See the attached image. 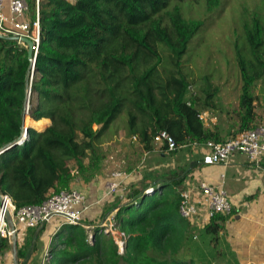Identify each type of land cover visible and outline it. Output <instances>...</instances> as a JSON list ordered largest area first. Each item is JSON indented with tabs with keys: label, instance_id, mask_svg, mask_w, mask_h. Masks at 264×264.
<instances>
[{
	"label": "trees",
	"instance_id": "1",
	"mask_svg": "<svg viewBox=\"0 0 264 264\" xmlns=\"http://www.w3.org/2000/svg\"><path fill=\"white\" fill-rule=\"evenodd\" d=\"M27 1L34 18L36 0ZM181 1L40 0L41 42L31 83L37 101L29 115L51 124L41 131L30 127L24 143L0 154V189L16 208L41 204L78 176L94 178L101 171L100 140L126 107L128 134L147 152L162 129L179 145L227 139L219 125L207 127L199 117L219 109V86L196 93L191 104L186 100L191 85L181 71L183 57L204 21L185 18ZM245 29L248 46L236 42L234 48L242 85L232 136L261 121L254 88L264 78L263 18L254 13ZM164 52L174 66L167 85L160 69ZM31 65L25 46L0 36V149L22 136ZM187 177L185 167L155 181L145 177L136 198L119 206L114 220L127 235L124 253L101 227L64 224L52 238L47 264H242L220 235L227 216L216 215L200 229L181 216ZM10 248V237L0 235V255Z\"/></svg>",
	"mask_w": 264,
	"mask_h": 264
},
{
	"label": "crops",
	"instance_id": "2",
	"mask_svg": "<svg viewBox=\"0 0 264 264\" xmlns=\"http://www.w3.org/2000/svg\"><path fill=\"white\" fill-rule=\"evenodd\" d=\"M192 94L191 91L190 97L186 99L190 104L191 97L196 93ZM203 111H209L216 117L204 123L207 127L219 125L224 137H234L229 131L235 130L232 124L237 119L234 120L233 116L228 114L220 117L212 110ZM50 123L51 119L45 126L48 127ZM190 143L173 152L153 142L154 149L149 152L144 150L148 156L144 159L139 175H136V186H139L138 181L144 180L145 177L155 181L161 178L163 173L178 167H185L188 175L183 187L186 184L196 186L200 181L216 186L223 185L235 210L232 215L225 217L220 232L222 240L226 239L242 264H264V169L249 162L242 153L234 154L228 164L205 165L202 161L206 149ZM111 180L109 174L102 172L91 180L78 176L71 182L70 189L81 190L87 196L83 213L84 223L96 225L105 219L114 218L120 206L118 198L124 200L126 195L117 193L107 196V185ZM131 180L127 178L124 182L127 191L132 185ZM59 223V219L55 218L36 229L19 227L18 264H47L51 241L59 230ZM0 260L1 264H15L12 247L0 255Z\"/></svg>",
	"mask_w": 264,
	"mask_h": 264
},
{
	"label": "built area",
	"instance_id": "3",
	"mask_svg": "<svg viewBox=\"0 0 264 264\" xmlns=\"http://www.w3.org/2000/svg\"><path fill=\"white\" fill-rule=\"evenodd\" d=\"M0 35L13 36L14 40L27 49L29 45L25 40L30 39L34 43V57L37 56L41 42L40 0H36L34 18L29 15L27 0H0ZM33 76L30 75V84L33 81ZM29 111L30 108L28 113ZM199 117L203 123L216 118L209 111L199 113ZM28 136L22 133V136L17 139V143H24ZM154 142L170 151L187 146V144L179 145L175 137L166 129L158 131L154 136ZM190 144L206 149L202 161L205 165L228 164L234 154L242 153L249 162L264 169L263 124L246 129L224 141L209 140L203 144L198 142H191ZM127 178L128 175L125 173H114L112 180L107 185V196L117 193H121V196L126 195L127 185L124 182ZM152 190L153 188L147 189L148 192ZM4 196L6 197L5 202H0V235L4 237L10 236L7 218L9 212L13 217L16 229L21 226L39 228L55 218L59 219L60 227L64 224H81L86 228L101 227L105 233L114 237L120 253L125 251L126 233L118 230L114 218L105 219L96 225L84 223L83 213L86 209L87 196L81 190L72 188L62 190L52 194L41 204H30L20 208H16L8 195ZM234 210V204L223 185L216 186L206 181H200L196 186L186 184L180 190L179 212L183 218L198 229L206 226L216 215L230 216ZM1 222L4 223V227H2Z\"/></svg>",
	"mask_w": 264,
	"mask_h": 264
},
{
	"label": "rangeland",
	"instance_id": "4",
	"mask_svg": "<svg viewBox=\"0 0 264 264\" xmlns=\"http://www.w3.org/2000/svg\"><path fill=\"white\" fill-rule=\"evenodd\" d=\"M180 6L185 18L204 21L200 31L189 42L188 50L183 57L181 71L188 74L191 85L186 98L190 97L191 91L204 96V91L217 85L220 87L216 97L219 109L211 110L220 117L228 114L236 120L242 81L234 50L235 43L239 42L243 47L248 46L245 21L250 20L253 14L257 13L264 22V0H184L180 2ZM29 15L33 18L30 6ZM163 58L160 67L164 71L161 73L162 83L167 85L171 77L168 71L174 69V66L168 52H164ZM254 92L257 96L256 111L261 118L260 124L264 125V78L256 82ZM30 96L31 108V105L36 103L37 96L32 93ZM128 110L129 107L124 109L100 140L99 151L102 158L97 167L101 169L98 174L105 172L112 177L114 173L122 172L132 179V185L128 188L125 199L121 200L117 196L120 205L134 200L137 196L134 194L135 191L148 182L145 179L140 180L139 186H136V175H139L148 154H145L137 136L128 134ZM27 116L33 119L29 113ZM35 121L38 120L33 119L32 122ZM27 124L29 123H26L25 127L30 126ZM136 161L137 165L134 166L133 163ZM133 194L134 196L131 197ZM92 236L90 233L89 238L91 239Z\"/></svg>",
	"mask_w": 264,
	"mask_h": 264
},
{
	"label": "water",
	"instance_id": "5",
	"mask_svg": "<svg viewBox=\"0 0 264 264\" xmlns=\"http://www.w3.org/2000/svg\"><path fill=\"white\" fill-rule=\"evenodd\" d=\"M71 2H72V0H71ZM3 37L8 39V40L14 39L13 36H3ZM25 41L29 45L28 55H29V58L32 60V65H31L30 70H29V77H30V75H34V73H35L36 55L34 57V53H33L34 43L30 39H26ZM31 93H32V89H31V84H30L29 89H28V93H27L26 102H25V109L23 112V118H22L23 133H25L26 135H29L30 126L25 127L24 124H25V117L28 114V109L30 108V97H31L30 95H31ZM15 144H17V140L14 143L9 144L8 146H5L2 149H0V154ZM5 200H6V197L4 196V194L2 193V191L0 189V202L4 203ZM7 218H8V225H9V231H10L9 237H10L11 247H12L13 254H14V260H15V264H18V255H17V251H18L17 231H18V229H16L13 217L9 212L7 214Z\"/></svg>",
	"mask_w": 264,
	"mask_h": 264
},
{
	"label": "bare ground",
	"instance_id": "6",
	"mask_svg": "<svg viewBox=\"0 0 264 264\" xmlns=\"http://www.w3.org/2000/svg\"><path fill=\"white\" fill-rule=\"evenodd\" d=\"M27 115H28V114H27ZM27 115H26L27 120H26V117H25V124H24V125H26V123H29V124H27V125H30V126H32V125L34 124L33 126L36 127V128L39 129V130H43V129H44V126H45L47 123L50 122V119H48V118H42V119H40V120H38V121L32 122L33 119H31V118L28 117ZM30 123H33V124H30ZM45 127H46V126H45ZM1 225H2V227H4V223H3V222H1Z\"/></svg>",
	"mask_w": 264,
	"mask_h": 264
}]
</instances>
